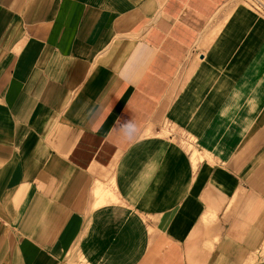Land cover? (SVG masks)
Returning <instances> with one entry per match:
<instances>
[{"label":"crops","instance_id":"crops-1","mask_svg":"<svg viewBox=\"0 0 264 264\" xmlns=\"http://www.w3.org/2000/svg\"><path fill=\"white\" fill-rule=\"evenodd\" d=\"M228 0H0V264H264V17Z\"/></svg>","mask_w":264,"mask_h":264},{"label":"rangeland","instance_id":"rangeland-1","mask_svg":"<svg viewBox=\"0 0 264 264\" xmlns=\"http://www.w3.org/2000/svg\"><path fill=\"white\" fill-rule=\"evenodd\" d=\"M237 6H244L252 12L264 17V0H228L225 7L233 9ZM78 263L81 264L80 262Z\"/></svg>","mask_w":264,"mask_h":264}]
</instances>
